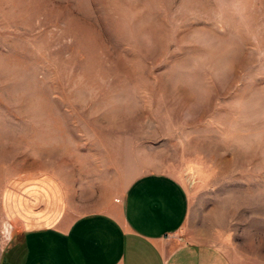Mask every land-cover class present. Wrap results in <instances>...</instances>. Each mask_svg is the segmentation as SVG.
Segmentation results:
<instances>
[{"label": "rangeland", "instance_id": "obj_1", "mask_svg": "<svg viewBox=\"0 0 264 264\" xmlns=\"http://www.w3.org/2000/svg\"><path fill=\"white\" fill-rule=\"evenodd\" d=\"M42 172L80 213L170 175L190 197L172 239L264 264V0H0V224L15 236L7 187Z\"/></svg>", "mask_w": 264, "mask_h": 264}, {"label": "crops", "instance_id": "obj_2", "mask_svg": "<svg viewBox=\"0 0 264 264\" xmlns=\"http://www.w3.org/2000/svg\"><path fill=\"white\" fill-rule=\"evenodd\" d=\"M6 202L17 233L1 264H231L212 246L171 238L187 221L190 197L167 174L137 178L109 210L77 212L51 172L13 178Z\"/></svg>", "mask_w": 264, "mask_h": 264}, {"label": "clouds", "instance_id": "obj_3", "mask_svg": "<svg viewBox=\"0 0 264 264\" xmlns=\"http://www.w3.org/2000/svg\"><path fill=\"white\" fill-rule=\"evenodd\" d=\"M11 219V218H8ZM33 229L26 223L24 226V232L32 231ZM15 237V229L13 225L7 220L0 224V255L10 247L12 240Z\"/></svg>", "mask_w": 264, "mask_h": 264}]
</instances>
